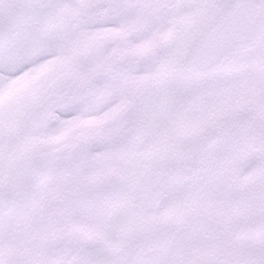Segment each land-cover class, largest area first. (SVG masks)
<instances>
[{
    "label": "snow or ice",
    "instance_id": "6c2138e0",
    "mask_svg": "<svg viewBox=\"0 0 264 264\" xmlns=\"http://www.w3.org/2000/svg\"><path fill=\"white\" fill-rule=\"evenodd\" d=\"M0 264H264V0H0Z\"/></svg>",
    "mask_w": 264,
    "mask_h": 264
}]
</instances>
